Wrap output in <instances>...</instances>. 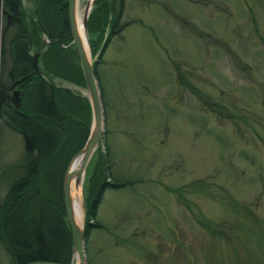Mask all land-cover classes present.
I'll use <instances>...</instances> for the list:
<instances>
[{"label": "rangeland", "instance_id": "1", "mask_svg": "<svg viewBox=\"0 0 264 264\" xmlns=\"http://www.w3.org/2000/svg\"><path fill=\"white\" fill-rule=\"evenodd\" d=\"M111 1L120 15L97 65L93 156L107 149L129 184L103 191L85 264H264V0ZM22 155L20 134L0 123V200Z\"/></svg>", "mask_w": 264, "mask_h": 264}, {"label": "trees", "instance_id": "2", "mask_svg": "<svg viewBox=\"0 0 264 264\" xmlns=\"http://www.w3.org/2000/svg\"><path fill=\"white\" fill-rule=\"evenodd\" d=\"M111 3L94 0L86 21L89 52L96 57L92 69L101 102L97 65L116 33L120 15ZM0 16V123L20 134L23 142L17 166L22 173L8 183L0 200V244L10 264H68L73 251L63 209L62 177L70 158L87 137L91 114L87 97L54 82L58 79L85 88L71 43L67 0H0ZM35 53L38 72L33 65ZM22 77L25 79L13 87L20 91L19 106L15 108L10 86ZM178 81L203 106L220 115V104L203 96L180 74ZM97 152L88 161L82 183L84 238L90 229L101 227L95 215L103 191L129 184L112 176L107 149ZM201 225L209 227L208 222Z\"/></svg>", "mask_w": 264, "mask_h": 264}, {"label": "water", "instance_id": "3", "mask_svg": "<svg viewBox=\"0 0 264 264\" xmlns=\"http://www.w3.org/2000/svg\"><path fill=\"white\" fill-rule=\"evenodd\" d=\"M93 1L94 0H90L89 3L86 2L83 8V16L81 19V27L85 36V42L87 47H88V40L86 37V18L88 11L91 5L93 4ZM75 12H76V0H67V22L71 37V43L73 45V49L82 74L86 96L90 106L91 119H90L89 131L82 147L70 158L66 166V169L62 177L61 189H62L63 209L70 231L72 251L73 254L76 255V260L74 261V263H68V264H85L84 202H83V192L81 188V183L83 180V176L85 174L88 161L94 150L97 148V145L100 143V139L103 131V116H102V104L100 100L97 81L92 69V60L90 58L88 48L86 52L82 40L78 34L76 27V20H75ZM37 55H38L37 53L33 55V65L35 72H38V67L36 65ZM24 79L25 77L17 79L10 86L11 94L14 95V98L11 99V103L15 108L19 106L20 91L17 89H13V87L15 84L23 81ZM77 155L80 156L78 166L73 170H69L68 167L70 162ZM71 180H73L75 186L80 185L79 197L82 207V220L80 223H77L74 218L72 197L70 195ZM25 264H65V263H57L51 261H34Z\"/></svg>", "mask_w": 264, "mask_h": 264}, {"label": "bare ground", "instance_id": "4", "mask_svg": "<svg viewBox=\"0 0 264 264\" xmlns=\"http://www.w3.org/2000/svg\"><path fill=\"white\" fill-rule=\"evenodd\" d=\"M90 0H87V3H89ZM83 16V11L80 10L79 8V0H76V12H75V20H76V27L78 34L82 40V43L84 45V48L87 52V45L85 42V36L81 27V19ZM80 156L77 155L75 156L72 161L69 164L68 169L73 170L76 168L79 164ZM70 195L72 197V203H73V210H74V218L77 223H80L82 220V207H81V202H80V185L75 186L73 180L70 181ZM74 259L76 260V255L73 254Z\"/></svg>", "mask_w": 264, "mask_h": 264}]
</instances>
